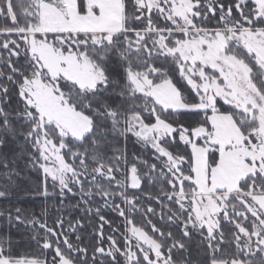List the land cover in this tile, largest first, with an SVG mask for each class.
<instances>
[{
  "label": "snow or ice",
  "instance_id": "obj_1",
  "mask_svg": "<svg viewBox=\"0 0 264 264\" xmlns=\"http://www.w3.org/2000/svg\"><path fill=\"white\" fill-rule=\"evenodd\" d=\"M0 18V264H192L193 244L264 264V0H0ZM21 161L59 198L52 225L17 206Z\"/></svg>",
  "mask_w": 264,
  "mask_h": 264
},
{
  "label": "trees",
  "instance_id": "obj_2",
  "mask_svg": "<svg viewBox=\"0 0 264 264\" xmlns=\"http://www.w3.org/2000/svg\"><path fill=\"white\" fill-rule=\"evenodd\" d=\"M3 23H4L3 19L0 18V24H3ZM213 23H215V21H213ZM0 39H3V38L0 37ZM133 140L134 139L131 138L129 141L128 148L130 152H136L137 154L143 153L144 158H147L148 156L151 155L150 151L148 149H145L142 145H139V144L134 145L132 142ZM22 143L23 142L21 141V144ZM178 151H181V152L185 151L184 146L181 145L178 148ZM20 166L21 168H23V171L21 172V179L17 181L20 185V191L19 193H17V195L20 198V203L17 206L23 207L26 209V211L29 214H35V215H42L45 212V209H47V214L49 217L48 223L49 225H52L53 220H55L57 216L56 208L59 207V198L56 195L51 194L53 193V190L51 188H49V192L51 195L49 196L48 199H45L44 197L39 196V195L31 194L32 190L35 188L36 184L38 183V174L33 170L24 168L23 161L20 162ZM160 187H161L160 185H157L156 188L151 189V191L155 194L159 192ZM76 203H77V199L72 198V197H69L68 199L64 201V209H62V214L64 215V218L66 221L71 219L74 222L75 219H78L84 215L81 211L72 209V206L75 205ZM6 206H7V202L0 201V210H2ZM152 206L156 207L157 212H159L158 205L154 203ZM102 214H105L108 219L115 221V223L113 224V227H115L117 224L122 223L116 217L114 213L110 212L107 209H104ZM88 219L89 218L85 219V223L87 226L84 229H82L81 232L78 234L83 235V243L85 245L91 246L96 243V239L94 235V228L92 225L97 224L99 221H98V218L93 216L90 218L91 225H88ZM67 226H68L67 223H65V228H67ZM227 227L228 226L226 225L225 226L226 230H227ZM0 228H6V225L4 221L2 220H0ZM21 231H23V229H21ZM121 232H123V228H121ZM109 234H112L111 229L107 225H105V235L107 236ZM14 238L19 239L20 237L18 234L14 232ZM71 239L75 240V236H72ZM195 239L197 242L199 241L198 236ZM105 246L107 245L105 244ZM20 250L21 251H25V250L39 251V249L36 248L35 244H32L31 249H29L28 245L25 243L20 244ZM224 251L229 252V253H234L235 249L232 247H225ZM47 255L49 256V258L51 257L50 252L47 253ZM204 255H205V251L203 249H200L199 251H197L196 244H193L191 248L192 264H200V261L203 259Z\"/></svg>",
  "mask_w": 264,
  "mask_h": 264
},
{
  "label": "rangeland",
  "instance_id": "obj_3",
  "mask_svg": "<svg viewBox=\"0 0 264 264\" xmlns=\"http://www.w3.org/2000/svg\"><path fill=\"white\" fill-rule=\"evenodd\" d=\"M134 139V138H133ZM122 242V241H121Z\"/></svg>",
  "mask_w": 264,
  "mask_h": 264
}]
</instances>
